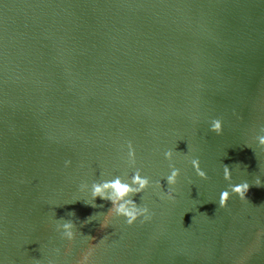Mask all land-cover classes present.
I'll list each match as a JSON object with an SVG mask.
<instances>
[{"label":"water","instance_id":"95a60500","mask_svg":"<svg viewBox=\"0 0 264 264\" xmlns=\"http://www.w3.org/2000/svg\"><path fill=\"white\" fill-rule=\"evenodd\" d=\"M261 137L264 0H0V264H264Z\"/></svg>","mask_w":264,"mask_h":264},{"label":"clouds","instance_id":"9594fccd","mask_svg":"<svg viewBox=\"0 0 264 264\" xmlns=\"http://www.w3.org/2000/svg\"><path fill=\"white\" fill-rule=\"evenodd\" d=\"M223 130H224L223 122L220 119H213V121L211 122V131L216 133L217 135H222ZM259 142L262 146H264V137H261ZM164 155L167 160L171 161L174 155H176V153L172 150H168L164 153ZM67 166H70V162H67ZM192 166L195 169L196 175L201 180L206 181L209 179L207 173L203 169H201L199 159H194L192 161ZM170 167H171V173L170 175L166 177L169 189L166 192H161L159 195H160V199L162 200H168V201L175 202L176 193L173 189L178 184L179 178L181 176V172L179 169L175 167L174 164L170 163ZM224 179L229 180V181H231L232 179L231 169L227 165H224ZM133 183L138 184L139 188H132L128 184H123L121 183L119 179L115 180L110 185L107 183L104 184L103 186L95 185L93 197L94 199L99 198L102 200L103 199L112 200L111 197L105 196L104 191H103L105 188L111 187L115 191L116 196H118L121 200H124L126 197L130 195H136V194L143 192L147 188L149 181L146 178H142L139 174H136V176L134 177ZM157 185L159 186V188L163 187L160 182H157ZM253 185L257 187H261V186H264V182H262L259 179V177H257ZM250 187L251 185L247 182H243L238 185H234L233 183H230L229 184L230 191L225 190L220 195L219 207L226 209L233 195L238 196L242 201H248L247 193L249 192ZM127 202L129 204H135V201L133 200H128ZM112 203L115 206L116 201L112 200ZM116 211L122 216H124L128 226L130 227L134 226L138 221L142 220V222L147 223L153 219V213H151L150 209L147 206L129 210L127 207H125L122 204L118 209H116ZM108 225L109 224L105 222L103 224V227L107 228ZM71 227L72 225L70 223L64 224V228L66 230L70 229ZM66 237L68 239H72L73 233L71 231H66ZM81 264H89L88 258L84 257L83 260L81 261Z\"/></svg>","mask_w":264,"mask_h":264}]
</instances>
